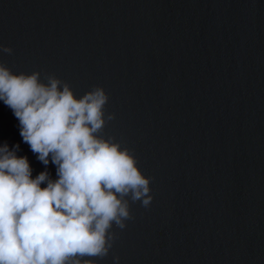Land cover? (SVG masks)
Instances as JSON below:
<instances>
[{
    "label": "water",
    "instance_id": "obj_1",
    "mask_svg": "<svg viewBox=\"0 0 264 264\" xmlns=\"http://www.w3.org/2000/svg\"><path fill=\"white\" fill-rule=\"evenodd\" d=\"M0 45L13 72L102 86L153 178L95 264H264V0H0ZM5 141L45 170L0 101Z\"/></svg>",
    "mask_w": 264,
    "mask_h": 264
},
{
    "label": "clouds",
    "instance_id": "obj_2",
    "mask_svg": "<svg viewBox=\"0 0 264 264\" xmlns=\"http://www.w3.org/2000/svg\"><path fill=\"white\" fill-rule=\"evenodd\" d=\"M0 53L12 55L13 49L0 45ZM0 101L45 166L33 177L19 143H0V264H95L91 258H105L118 238L114 227L122 231L134 220L131 205L147 209L153 200V178L138 167L135 150L105 133L115 119L105 111L109 94L94 85L78 96L54 73H17L0 62Z\"/></svg>",
    "mask_w": 264,
    "mask_h": 264
}]
</instances>
